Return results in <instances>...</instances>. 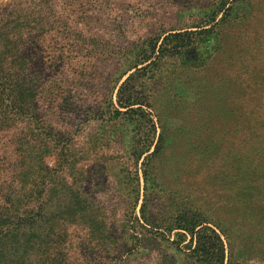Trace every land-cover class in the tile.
<instances>
[{
    "label": "rangeland",
    "instance_id": "rangeland-1",
    "mask_svg": "<svg viewBox=\"0 0 264 264\" xmlns=\"http://www.w3.org/2000/svg\"><path fill=\"white\" fill-rule=\"evenodd\" d=\"M262 135L264 0H0V264H264Z\"/></svg>",
    "mask_w": 264,
    "mask_h": 264
},
{
    "label": "trees",
    "instance_id": "trees-1",
    "mask_svg": "<svg viewBox=\"0 0 264 264\" xmlns=\"http://www.w3.org/2000/svg\"><path fill=\"white\" fill-rule=\"evenodd\" d=\"M174 48H175V50H181V49H180V45H175ZM190 48H191L193 51H195L194 54H201V53L203 52V48H205V45H204L203 42H202V43L199 42V43L195 44L194 46H191ZM164 51H165V50H164V46H161V53L163 54ZM131 98H132V97H131ZM137 100H138V99H133L132 101H128V103H129V102H132V103H129V104L126 103L127 105H126V104H124V105L121 104V106H122L123 108H125V107H129V106H133V105H135V104H138V103H137ZM130 110H131V109L128 108V111H130ZM117 112H120V111L117 110ZM151 122H153V121H151ZM152 126H154V122L152 123ZM153 130H154V127H153ZM262 138L264 139V135H262ZM152 139H153V136H152ZM261 142H262V141H261ZM262 143H263V145H264V141H263ZM246 148H247V151L244 152V153H242V154H240V155H239L240 158H243V159H246V161H249V160H251L252 158H254L256 155H259V151H257L256 148H254V146H253V142H251L250 139L247 141ZM254 163H255V162H254ZM1 207H3V206H1ZM20 220H21V219H20ZM18 224H20V222H17V224H15V227H19ZM10 226H11V224L9 223L8 226H7V228H6V230H8ZM3 233H4V232H3ZM218 240H219V239H218ZM218 243H219L220 245H222L221 242H220V240L218 241ZM212 247H213V250H210V251L208 252V255H207V256H209V255L212 254L213 256L218 257V256L216 255L215 252L220 251V250H216V249L218 248L216 245H212Z\"/></svg>",
    "mask_w": 264,
    "mask_h": 264
}]
</instances>
